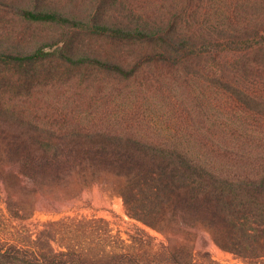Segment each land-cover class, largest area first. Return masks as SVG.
<instances>
[{
    "label": "trees",
    "instance_id": "obj_1",
    "mask_svg": "<svg viewBox=\"0 0 264 264\" xmlns=\"http://www.w3.org/2000/svg\"><path fill=\"white\" fill-rule=\"evenodd\" d=\"M9 5L0 182L35 193L110 175L130 218L169 238L205 228L264 264V0ZM16 201L0 198V264H222L102 217L33 230Z\"/></svg>",
    "mask_w": 264,
    "mask_h": 264
},
{
    "label": "rangeland",
    "instance_id": "obj_2",
    "mask_svg": "<svg viewBox=\"0 0 264 264\" xmlns=\"http://www.w3.org/2000/svg\"><path fill=\"white\" fill-rule=\"evenodd\" d=\"M9 2L10 0H0V8H10ZM0 16L8 17L4 14ZM0 24V37L6 31L8 34L16 32H12L8 24L3 22ZM116 185L117 179L113 176L93 177L89 173L74 175L59 185L45 187L35 193L18 189L9 190L0 182V198L13 195L14 200L20 203L18 206L25 217L24 224L33 230L38 229L44 221L51 219L68 216L102 217L111 222L116 232H121L126 237L128 233L144 230L156 239V243L183 244L193 251L209 252L218 263L244 264L234 254L221 249L216 244L213 234L205 228L189 229L169 238L130 218L126 214L123 198L116 191Z\"/></svg>",
    "mask_w": 264,
    "mask_h": 264
}]
</instances>
